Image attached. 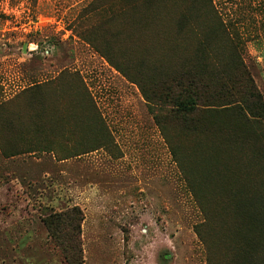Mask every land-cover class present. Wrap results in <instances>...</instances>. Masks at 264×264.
I'll return each mask as SVG.
<instances>
[{
    "label": "rangeland",
    "instance_id": "1",
    "mask_svg": "<svg viewBox=\"0 0 264 264\" xmlns=\"http://www.w3.org/2000/svg\"><path fill=\"white\" fill-rule=\"evenodd\" d=\"M91 1L0 0V264H73L45 219L74 208L81 264H235L229 212L250 198L194 159L209 144L264 154V123L254 136L228 105L247 93L263 115L264 0H116L111 18ZM132 17L154 26L128 58L112 37ZM175 78L202 95L188 121L164 98Z\"/></svg>",
    "mask_w": 264,
    "mask_h": 264
},
{
    "label": "trees",
    "instance_id": "2",
    "mask_svg": "<svg viewBox=\"0 0 264 264\" xmlns=\"http://www.w3.org/2000/svg\"><path fill=\"white\" fill-rule=\"evenodd\" d=\"M95 1L92 0L87 5V15L95 12L101 14H108L111 18L115 11L116 0L105 1L98 7L95 6ZM192 6H194L192 4ZM182 13L188 11V9L181 10ZM160 19L159 22H166V26H172L174 31L180 32L183 23L180 20L181 13L176 16L172 10H159L156 13ZM125 15V14H124ZM123 15V16H124ZM122 28L112 37L114 45L118 48V52L121 56L132 57L136 53V49L133 47L139 44V39L142 34L146 36V28L153 27L151 23H144L138 19H123L121 20ZM131 26L139 27L135 31H132ZM131 28V29H130ZM179 34V33H178ZM133 47V49H132ZM124 73V70H121ZM125 74V73H124ZM126 75V74H125ZM238 80L235 82L237 83ZM173 83L176 88L180 89L178 94H174L172 87H167V94L164 97L172 104L170 113L172 115L181 116L184 120L188 121V117L194 115L200 111V104L202 100L201 94H195L194 92L187 91V87L179 78H175ZM141 90L145 93V89L141 83ZM226 86H222L225 89ZM155 98H162L160 94L154 93ZM245 96L243 94L242 99L236 100L231 104L239 112L242 118L248 116V118L254 120L256 128H254V136H258L257 133H261L263 128L260 124L264 123V105L262 103V97L259 96V104L262 105V116H258L249 107L245 108ZM147 98V96H145ZM198 100H200L198 102ZM198 102V103H197ZM225 107V105H222ZM260 121V122H259ZM232 136L238 143L240 139L236 135ZM219 147H213L211 144L206 146L204 151H201L194 159L198 163L199 168L204 173H209L208 177H212V181L217 182L218 185L227 192H231L232 195L237 197L247 196L250 198V202L247 204V210L243 208L244 217H235V212L230 213L228 229L230 230L229 240L226 250L231 257H236L238 260L235 264H264V154L259 149H253L252 153L239 154L238 160H234L231 156L235 153L232 146L222 147L223 151L220 153ZM231 154V155H230ZM14 155V154H12ZM229 155V156H227ZM235 155V156H237ZM263 166V169H262ZM76 208L72 212H64L51 215L45 219V224L52 232L54 239L62 249L64 255L73 264H81L82 251H81V226L80 222L84 219L82 212H75ZM239 212V211H238ZM252 223V224H251ZM237 244V247H234Z\"/></svg>",
    "mask_w": 264,
    "mask_h": 264
}]
</instances>
